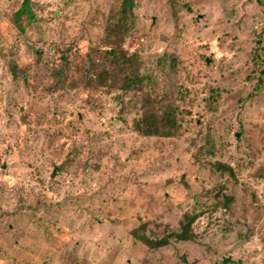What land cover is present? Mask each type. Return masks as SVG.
<instances>
[{"label": "rangeland", "instance_id": "obj_1", "mask_svg": "<svg viewBox=\"0 0 264 264\" xmlns=\"http://www.w3.org/2000/svg\"><path fill=\"white\" fill-rule=\"evenodd\" d=\"M21 1L0 0V264H264V6L132 0L116 58L136 53L145 79L123 92L77 70L90 46L109 67L121 0H30L23 33ZM66 49V85L50 88ZM145 95L178 107L176 134L137 131ZM186 212L192 239L153 249L130 232L161 236Z\"/></svg>", "mask_w": 264, "mask_h": 264}, {"label": "trees", "instance_id": "obj_2", "mask_svg": "<svg viewBox=\"0 0 264 264\" xmlns=\"http://www.w3.org/2000/svg\"><path fill=\"white\" fill-rule=\"evenodd\" d=\"M258 1L264 6V0ZM131 6L132 0H121L107 15L103 29L105 43L109 48L102 50L97 60L102 61L103 64L110 62L109 67H97L91 57L92 46L88 47L89 49L85 52L86 60L77 70L85 78L87 85H103L107 79H110L109 85L116 86L123 92L129 90L143 92L142 84L145 78L140 72V62L137 54L131 53L125 57L116 58V50L120 48L128 28L130 19L128 10ZM11 19L18 31L23 33L25 26L30 25L35 19V13L31 8L30 0H22L13 11ZM68 51V49L60 51L62 65L59 68H52L50 71V76L54 80V83L50 84V88L57 89L60 85H66V71L72 68ZM14 69L15 65L12 66V74L16 77ZM141 100V115L135 122L136 129L140 134L149 136H172L178 132L179 110L176 105H168L166 108L157 110L156 108L153 109V100L149 96H142ZM216 167L220 170L228 171V174L231 176L234 175L232 168L228 164L218 162L216 163ZM262 171L264 173V167ZM230 200L231 197L222 194L219 204L227 207ZM198 215V212L184 213L182 219L179 221L177 230L168 231L158 237L149 235L148 223L146 221H139L130 232L134 238L149 248L167 247L171 241L179 242L181 240L192 239V225Z\"/></svg>", "mask_w": 264, "mask_h": 264}, {"label": "water", "instance_id": "obj_3", "mask_svg": "<svg viewBox=\"0 0 264 264\" xmlns=\"http://www.w3.org/2000/svg\"><path fill=\"white\" fill-rule=\"evenodd\" d=\"M225 261H228V259L226 258Z\"/></svg>", "mask_w": 264, "mask_h": 264}]
</instances>
